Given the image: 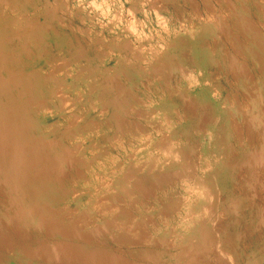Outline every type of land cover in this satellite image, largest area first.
Returning a JSON list of instances; mask_svg holds the SVG:
<instances>
[{"label": "rangeland", "instance_id": "1", "mask_svg": "<svg viewBox=\"0 0 264 264\" xmlns=\"http://www.w3.org/2000/svg\"><path fill=\"white\" fill-rule=\"evenodd\" d=\"M263 229L264 0H0V264H264Z\"/></svg>", "mask_w": 264, "mask_h": 264}, {"label": "bare ground", "instance_id": "2", "mask_svg": "<svg viewBox=\"0 0 264 264\" xmlns=\"http://www.w3.org/2000/svg\"><path fill=\"white\" fill-rule=\"evenodd\" d=\"M91 2V1H90ZM94 5V4H93ZM96 6H98V5H96ZM132 27V26H131ZM125 28H127V27H125ZM128 29V28H127ZM129 31H130V29H129ZM186 105V104H185ZM163 154V153H162ZM174 154V153H173ZM205 211V210H204ZM203 211V212H204ZM218 214V213H217ZM220 216V215H219ZM212 226V225H211ZM257 226V225H256ZM244 228V227H243ZM262 229V228H261ZM252 230V229H251ZM47 231H48V229H47ZM250 231V230H249ZM263 231H264V229H263ZM137 232V231H136ZM246 232V231H245ZM244 233V232H243ZM250 234H251V232H250ZM261 234V233H260ZM263 234V233H262ZM245 235V234H244ZM7 236V235H6ZM258 236V235H257ZM1 237V236H0ZM44 237V236H43ZM262 237H263V235H262ZM3 238V237H2ZM2 238H1V241H3L2 240ZM4 239V238H3ZM9 239V238H8ZM7 239V240H8ZM246 239V238H245ZM16 240V239H15ZM21 240V239H20ZM49 240V239H48ZM53 240V239H52ZM256 240V239H255ZM254 240V241H255ZM4 241H6L5 239H4ZM3 241V242H4ZM114 241V240H113ZM260 241V240H259ZM3 242H1V243H3ZM11 242V241H10ZM19 242V241H18ZM51 242V241H50ZM87 242V241H86ZM20 243V242H19ZM52 243V242H51ZM145 243V242H144ZM242 243V242H241ZM264 243V242H263ZM53 244V243H52ZM51 244V245H52ZM115 246H111L110 245V247H112V249H113V253L114 252H120V249L123 247L124 248V246H131V244H132V242H120V241H117V240H115V242L113 243ZM245 244H247L246 242H245ZM249 244V243H248ZM262 244V243H261ZM11 245V244H10ZM35 245H36V251L38 252V254H37V256L38 255H40V253L42 254V255H40V256H42V257H48V258H52V263L53 264H80L81 262V264H101V263H103V262H99L97 259H95V260H97V262H95L94 263V261L93 260H91L93 263H91V261H88V259H86L85 260V257L86 258H88L86 255H85V257H84V253H82V252H80V251H74L73 249L71 250V251H74L75 253H73V252H71V251H69L68 250V252H67V248H69L68 246L66 247V251H65V255L63 254V256H66V259H64L63 258V256H62V253H58L59 252V249H57V247H51V248H48L49 246H46V244H43L42 242H35ZM98 245L99 246H101V247H104V245L102 246L101 245V243L99 242L98 243ZM106 245H108V244H106ZM217 245V244H216ZM240 245V244H239ZM242 245V244H241ZM109 246V245H108ZM244 246V245H243ZM259 246V245H258ZM5 247V246H4ZM71 247H73L72 245H71ZM110 247H106V249L107 250H110V251H112V249L110 248ZM115 247V248H114ZM247 247V246H246ZM22 248V247H21ZM116 248H118V249H116ZM149 248V247H148ZM70 249V248H69ZM244 249V248H243ZM259 249H260V247H259ZM50 250V251H49ZM97 250V249H96ZM102 250V249H101ZM219 250V249H218ZM62 251H64V247L62 248ZM31 252H33V251H31ZM36 252V253H37ZM67 252V253H66ZM109 252V251H108ZM232 252V251H231ZM35 253V252H34ZM34 253H32L33 255H34ZM35 253V254H36ZM103 252H101V254H102ZM111 253V252H110ZM218 253H220V251H218ZM244 253V252H243ZM119 254V253H118ZM221 254V253H220ZM222 255V254H221ZM39 256V257H40ZM114 257V261L112 260V259H108L107 261H106V264H110V263H112V264H118L117 262H115V260L116 261H118L119 262V264H120V261L121 260H119L118 258H120L119 256H116V255H113ZM28 257H30V256H28ZM35 258V256H32V258ZM105 258H108L109 256H104ZM210 257V256H209ZM229 257V256H228ZM228 257H226L225 259H228L229 260V258ZM39 259V258H38ZM91 259V258H90ZM89 263H88V262ZM111 261V262H110ZM36 262H37V260H36ZM42 262H45V261H42ZM108 262H110V263H108ZM37 263H39V262H37ZM36 263V264H37ZM48 263H50V262H47L46 261V264H48ZM52 263H50V264H52ZM210 263V262H209ZM231 262H230V260H229V264H230ZM45 264V263H44ZM104 264V263H103ZM122 264H128V262H124V263H122ZM241 264H244V261H241Z\"/></svg>", "mask_w": 264, "mask_h": 264}]
</instances>
